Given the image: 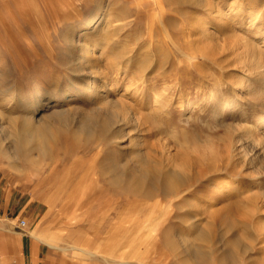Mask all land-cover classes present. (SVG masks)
<instances>
[{
    "label": "rangeland",
    "instance_id": "1",
    "mask_svg": "<svg viewBox=\"0 0 264 264\" xmlns=\"http://www.w3.org/2000/svg\"><path fill=\"white\" fill-rule=\"evenodd\" d=\"M203 1L0 0V264H264V0ZM104 7L109 33L80 39Z\"/></svg>",
    "mask_w": 264,
    "mask_h": 264
},
{
    "label": "bare ground",
    "instance_id": "2",
    "mask_svg": "<svg viewBox=\"0 0 264 264\" xmlns=\"http://www.w3.org/2000/svg\"><path fill=\"white\" fill-rule=\"evenodd\" d=\"M49 1V0H48ZM201 1L202 4H205V1L203 0H199ZM75 2V1H74ZM54 3V2H53ZM198 3V2H197ZM49 5H51V3H47L46 2V6L48 7ZM75 6V5H74ZM80 6V5H79ZM160 6V5H159ZM56 7V6H55ZM205 7V6H204ZM50 8H52L50 6ZM59 9V10H58ZM53 10L52 12L56 13L57 15L60 16V8ZM76 9V8H75ZM79 9V8H78ZM37 10V9H36ZM38 11V10H37ZM51 12V10H49ZM75 11V10H74ZM70 12V11H69ZM66 15V14H65ZM64 15V17H65ZM110 18V13H109V9L108 7H104L102 9H100L97 13L92 14L91 16H89L85 22L79 26V33H80V39H85L89 36H99L101 34H108L109 30L111 27H113L114 22L112 20L109 19ZM160 19V18H159ZM218 20V19H217ZM225 18L220 17L218 20V25H217V30L218 31H225ZM203 20L201 18L196 19V21L194 22V25L191 29V33L196 34L197 30L202 26ZM119 24V23H118ZM204 25V24H203ZM115 26V25H114ZM225 28V29H224ZM73 30V29H72ZM76 31V30H75ZM205 32V34H208V31L206 28H204L203 30ZM75 36V35H74ZM213 37V36H212ZM236 37V36H235ZM99 39L101 37H98ZM97 39V38H96ZM98 39V40H99ZM215 39V38H214ZM237 39V38H236ZM235 42L233 40L234 43ZM239 39V38H238ZM71 44H70V53H69V62L70 65L76 69L79 70V72H86L90 75L91 78L93 79H99V77H103L104 73L100 70V68L98 67V64L96 62H94V60L96 59L95 56V50H96V46H92L90 43L86 42V41H82L81 43L77 40L74 41V39L71 37ZM101 40V39H100ZM240 41V40H239ZM241 42V41H240ZM243 42V41H242ZM241 42V43H242ZM29 43V42H28ZM77 44V47L74 46V44ZM98 43V42H97ZM232 43V42H231ZM233 43V44H234ZM244 43V42H243ZM201 42H192L191 45L195 46L197 51L201 52L202 51V46H201ZM246 44V43H245ZM245 44H243V47L248 48L246 46H244ZM98 45V44H97ZM231 45V44H230ZM235 44L234 46L237 47ZM233 47V45L231 46ZM231 47H229L231 49ZM240 47V45H239ZM234 48V47H233ZM234 50V49H233ZM248 50V49H247ZM247 50L246 53L248 52ZM204 51V50H203ZM243 51V50H242ZM201 54V53H200ZM248 54V53H247ZM252 54V53H251ZM233 55V54H232ZM256 56V57H255ZM255 56L253 54V57L256 58L255 62L253 61L252 64H255V66H258L260 63H262L260 60V55H256ZM254 59V58H253ZM248 64V63H247ZM261 66V64H260ZM252 67H254V65H252ZM254 74V73H253ZM105 77V76H104ZM87 78V77H86ZM107 78V77H106ZM263 81V80H262ZM93 82V81H92ZM98 82V81H97ZM79 93L82 97L84 98H95L99 101V107L97 108L98 110H105L107 108H110V112L112 113V115H114V113L116 111L115 110V105L116 103H109L108 101H106L111 94V89L109 88L108 90H106L105 95L101 96L99 89L94 86V85H88V87L86 88H81L79 89ZM96 100V101H97ZM157 100V99H156ZM9 102V101H8ZM12 101H10L11 103ZM155 102V101H154ZM156 104V103H155ZM123 108V107H122ZM69 110V109H68ZM90 115V114H89ZM91 119V118H89ZM109 120V119H108ZM19 126V125H18ZM16 127H17V123L15 119H11L10 120V124H9V131L10 133H16ZM82 127V126H80ZM45 129H46V125L42 126V127H37L36 125H34L31 120L29 119H24L22 125H21V132H22V140L25 141L24 143H26L28 145V143L30 144V142L33 141H38L42 138L45 137ZM84 129V128H83ZM82 130V129H81ZM86 129H84L85 131ZM254 134V133H253ZM18 136V135H17ZM21 136V135H20ZM19 136V137H20ZM49 135H47L46 137H48ZM19 140V139H18ZM141 158V157H140ZM152 163V162H151ZM152 165V164H151ZM147 166L148 168H152L149 165V160L147 157H143L142 163L140 165L139 168V172L142 175H146L148 174V170H147ZM146 167V168H145ZM137 172V171H136ZM84 178V177H83ZM138 178V177H137ZM139 182V181H138ZM92 184V183H91ZM84 185L82 184V191H79L78 195H76L77 197V201L81 200V199H89V196H87L85 190V187H83ZM65 195V194H64ZM69 195V194H68ZM75 198V197H74ZM50 206H53L51 203L53 202L51 199H49L47 201ZM228 201H225V204ZM52 208V207H51ZM197 226L195 224H192L190 227V234H193L196 230ZM110 233V232H109ZM96 236V235H95ZM106 237V235H105ZM101 239V238H100ZM107 239V238H106ZM102 240V239H101ZM108 240V239H107ZM103 242V241H102ZM107 242V241H106ZM110 242V241H109ZM105 243V242H104ZM98 244V243H97ZM102 244V243H99ZM104 245V244H103ZM73 249V248H72ZM131 249V248H130ZM129 249V250H130ZM127 250V249H126ZM87 252V251H86ZM89 252V251H88ZM129 253V252H128ZM87 254V253H86ZM92 254V253H91ZM129 255V254H128ZM99 256V255H97ZM106 256V255H105ZM124 254H120L118 255L117 259H115V261L113 263L115 264H130L125 262V260H122ZM100 257V256H99ZM97 258V257H96ZM103 259V258H102ZM107 259V258H106ZM125 259V258H124ZM106 260H104L105 262ZM110 262V261H109ZM145 263V262H143ZM108 264V263H107Z\"/></svg>",
    "mask_w": 264,
    "mask_h": 264
},
{
    "label": "built area",
    "instance_id": "3",
    "mask_svg": "<svg viewBox=\"0 0 264 264\" xmlns=\"http://www.w3.org/2000/svg\"><path fill=\"white\" fill-rule=\"evenodd\" d=\"M26 227V222L24 220H20L18 223H17V229H23Z\"/></svg>",
    "mask_w": 264,
    "mask_h": 264
},
{
    "label": "crops",
    "instance_id": "4",
    "mask_svg": "<svg viewBox=\"0 0 264 264\" xmlns=\"http://www.w3.org/2000/svg\"><path fill=\"white\" fill-rule=\"evenodd\" d=\"M1 222V221H0Z\"/></svg>",
    "mask_w": 264,
    "mask_h": 264
}]
</instances>
